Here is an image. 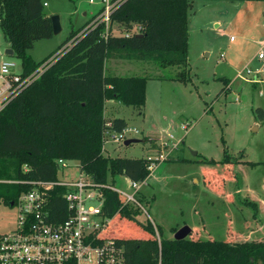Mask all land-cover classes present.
<instances>
[{
  "label": "rangeland",
  "instance_id": "1",
  "mask_svg": "<svg viewBox=\"0 0 264 264\" xmlns=\"http://www.w3.org/2000/svg\"><path fill=\"white\" fill-rule=\"evenodd\" d=\"M45 2V13L59 16L62 30L52 39L36 42L29 51L36 62L57 50L72 30L90 23L103 8L89 0ZM189 17L186 82L173 80L181 72L176 67L161 68L120 53L107 61L108 74L143 76L148 82L141 111L106 102L107 122L124 119L140 131L134 139L142 142L107 144L105 155L159 159L136 198L141 210L138 220L160 228L163 239L173 240L178 230L188 226L192 233L187 239L264 241V120L258 112L264 110L260 72L264 62L258 60L264 41V1H195ZM111 29L116 36L139 30L136 24L116 23ZM8 44L0 26V66L14 62L20 72L22 61L5 54ZM249 68L258 75L255 80L263 82L245 76ZM226 154L247 163L235 165L236 180L227 181L223 193L209 191L206 172L222 173L225 165L202 162H222ZM68 163L71 168L61 169L59 175L77 177L79 162ZM115 187L134 193L126 177H117ZM17 221V209L0 203V233L12 230ZM118 225L119 218L111 219L106 234L123 235Z\"/></svg>",
  "mask_w": 264,
  "mask_h": 264
},
{
  "label": "trees",
  "instance_id": "2",
  "mask_svg": "<svg viewBox=\"0 0 264 264\" xmlns=\"http://www.w3.org/2000/svg\"><path fill=\"white\" fill-rule=\"evenodd\" d=\"M192 1L196 0H124L111 14L110 26L136 24L138 31L116 36L111 27L106 31L105 23L92 25L98 14L78 31L72 30L50 56L36 62L29 51L36 42L55 36L51 17L45 13V0H0V26L22 61L24 74L67 47L36 83L0 113V181L19 182L0 183V203L12 208L21 193L30 190L23 182L57 180L59 160L79 162V170L99 184H115L119 176L134 183L147 181L153 161L105 155L104 138L107 132L119 133L128 127L121 118L107 122L106 102L115 100L141 111L146 104L148 78L110 75L105 65L113 54L120 53L129 60L176 67L181 72L173 80L186 82ZM258 112L264 120V110ZM202 163L225 165L222 173L206 172L204 179L209 191L222 193L227 181L236 180L235 165L247 162L234 161L226 154L222 162ZM64 192V188H57L51 199L55 222L67 216ZM105 197L103 214L119 218L118 231L123 235L114 238L124 248L128 264H264V241L163 239L160 228L138 220L140 209L123 206L120 195L113 191L107 190Z\"/></svg>",
  "mask_w": 264,
  "mask_h": 264
},
{
  "label": "built area",
  "instance_id": "3",
  "mask_svg": "<svg viewBox=\"0 0 264 264\" xmlns=\"http://www.w3.org/2000/svg\"><path fill=\"white\" fill-rule=\"evenodd\" d=\"M100 2L101 13L92 25L105 23L108 32L110 16L124 0H89ZM67 51V47L43 62L36 70L24 74L17 71L14 62H3L0 66V113L26 89L36 83ZM258 60L264 62V41L260 45ZM264 74V68L260 70ZM255 82L258 75L249 68L246 72ZM244 75L242 78L246 81ZM110 126V124H109ZM140 131L127 127L122 132H107L104 138V151L107 144L125 143L135 138ZM163 158V157H161ZM151 169L158 158L153 159ZM69 161L59 160L61 169H70ZM79 168V166H78ZM0 183H19L0 181ZM22 183V182H21ZM30 190L21 193L12 208L18 211L15 227L0 233V264H128L125 250L114 237L107 235L110 218L103 214L107 190L120 195L123 206L140 208L136 195L143 183L129 181L134 193L118 190L115 184H99L79 170L77 177L60 176L55 181H27ZM64 188L62 198L67 204V216L55 222L50 211L53 193Z\"/></svg>",
  "mask_w": 264,
  "mask_h": 264
},
{
  "label": "water",
  "instance_id": "4",
  "mask_svg": "<svg viewBox=\"0 0 264 264\" xmlns=\"http://www.w3.org/2000/svg\"><path fill=\"white\" fill-rule=\"evenodd\" d=\"M51 20H52V25H53V33H54V35H58L61 32V30H62L60 17L59 16H52ZM6 54L9 55V56H13L15 54L14 50L12 48V45H10V48L8 49ZM139 142H142V140H140V139H130V140H127L125 142V145L129 146V145H131L133 143H139ZM11 205L13 206V203ZM191 233H192V229L190 227H188V226H185V227L181 228L180 230H178L175 233L174 240H176V241L185 240V239L188 238V236Z\"/></svg>",
  "mask_w": 264,
  "mask_h": 264
},
{
  "label": "crops",
  "instance_id": "5",
  "mask_svg": "<svg viewBox=\"0 0 264 264\" xmlns=\"http://www.w3.org/2000/svg\"><path fill=\"white\" fill-rule=\"evenodd\" d=\"M196 1H203V0H196ZM193 2H195V1L190 2L189 13H188V27H189V25H190V17H189V16H190V11L192 12V9H193ZM46 4H47V3H46ZM46 4H45V5H46ZM189 36H190V32H189ZM189 38H190V37H189ZM9 48H10V44H8V47L6 48V52L8 51ZM6 52H5V54H6ZM53 52H54V51H53ZM53 52H52V53H53ZM52 53H51V54H52ZM51 54H49L48 56H50ZM6 55H7V54H6ZM14 55H15V54H14ZM48 56H47V57H48ZM47 57H46V58H47ZM46 58H45V59H46ZM111 102H116V101H115V100H114V101H108L107 104H108V103H111ZM117 102H118V101H117ZM119 103H120V102H119ZM107 104H106V105H107ZM120 104H121V103H120ZM133 139H134V138H133ZM224 191H225V190H224ZM222 193H223V192H222ZM231 196H232V195H228V199H229V200H232V199H231V198H232Z\"/></svg>",
  "mask_w": 264,
  "mask_h": 264
}]
</instances>
